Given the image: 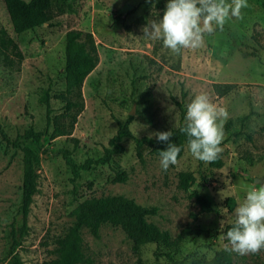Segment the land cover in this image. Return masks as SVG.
<instances>
[{"label":"rangeland","instance_id":"obj_1","mask_svg":"<svg viewBox=\"0 0 264 264\" xmlns=\"http://www.w3.org/2000/svg\"><path fill=\"white\" fill-rule=\"evenodd\" d=\"M166 2L53 0L51 22L17 34L0 0V264H12V229L18 233L16 251L23 263L47 264L56 257L58 239L74 224L79 203L110 196L156 207L157 215L147 221L167 231L174 245L148 244L136 252L120 227L104 225L99 239L84 229V252L94 264H204L225 249L224 234L235 219L227 200L235 199L237 206L249 186H264L254 182L264 179V0H247L239 18L231 17L222 29L204 35L201 47L184 48L179 54L164 48L160 40L143 37V27L162 16ZM71 30L93 34L100 60L84 82V106L71 135L46 136L40 146L19 139L38 156L37 193L25 219L23 153L1 132L13 142L28 129L42 131L46 107L39 98L46 89L53 115L64 112L60 95L65 90V39ZM4 36L18 44L21 58L2 45ZM240 46L255 49L258 56L244 58ZM216 83L232 88L218 95ZM200 93L228 113L217 158L220 168L216 160L193 157L186 145L184 155L164 171L158 156L146 152L143 161L138 159L134 141L127 139L124 153L110 166H94L72 183L61 150H70L77 164L100 158L117 134L118 122L132 111L133 135L156 138V132L179 125V105L186 110ZM113 168L127 173L125 183L114 181ZM180 172L196 178L189 191L179 187ZM193 192L204 196L214 212L200 213ZM231 259L232 264H264V248L246 254L232 251Z\"/></svg>","mask_w":264,"mask_h":264},{"label":"trees","instance_id":"obj_2","mask_svg":"<svg viewBox=\"0 0 264 264\" xmlns=\"http://www.w3.org/2000/svg\"><path fill=\"white\" fill-rule=\"evenodd\" d=\"M4 3L13 29L17 34L33 31L51 22L54 18L53 0H4ZM218 30L216 29L212 34L205 35H213ZM2 45L10 47L17 57H22L18 44L12 38L4 36ZM238 52L244 58H256L258 56L255 49L249 50L248 47L245 49L240 46ZM99 60L98 47L92 33L78 30L69 31L65 39V90L60 95L65 103L64 112L53 115L50 90L46 89L39 98V103L46 107V127L42 131H36L33 128L28 129L23 134L18 135L13 142L9 140L6 134L1 132L4 140L15 148H19L23 153L22 213L25 219L30 213L34 195L37 193L38 156L31 147L21 145L19 139L40 146L42 139L46 136L57 138L71 135V129L77 122V114L83 110L84 106L82 93L84 82L96 69ZM213 88L218 95H224L232 88V84L216 83ZM179 108L181 122L178 126L170 129L173 132L171 140L180 145L182 149L177 161L184 155L187 145V137L180 132V128L184 126L186 110L181 105H179ZM73 112H76V114L73 115ZM247 118L245 116L242 120L245 121ZM132 121L133 116L129 115L124 122H118L117 134L109 141L108 146L104 148L103 155L98 159H88L83 164H77L70 150L63 149L60 151L66 165L72 172V183H75L81 177L82 172L88 171L94 166H110L115 156L124 153L123 143L127 139L134 141L136 155L141 161H143L146 152L159 157V151L166 147L165 143L152 137H135L130 128ZM215 164L217 168L222 166V162L218 159H216ZM113 170L116 175L115 182L125 183L127 181L128 175L124 170L120 168H113ZM178 178L179 187L185 191H189L196 182V178L191 172H180ZM191 197L195 199L196 204L200 207V213L209 214L214 212L210 203L198 192H193ZM227 206L230 211H233L236 206L235 199L229 198ZM157 213L158 209L156 207H143L134 200L123 196L86 199L77 206L74 224L58 239L56 257L47 264H94L85 255L83 231L87 229L95 239H99L101 229L106 224L120 227L133 242L136 252H139L141 248L148 244L170 248L174 245L170 234L147 221L149 216L157 215ZM196 218L197 216L194 215V219ZM232 225L226 228V232ZM11 235L12 243L8 253L11 262L12 264H24L16 251L20 246L17 230L12 229ZM231 258L232 251L222 249L216 251L213 259L204 264H232Z\"/></svg>","mask_w":264,"mask_h":264},{"label":"clouds","instance_id":"obj_3","mask_svg":"<svg viewBox=\"0 0 264 264\" xmlns=\"http://www.w3.org/2000/svg\"><path fill=\"white\" fill-rule=\"evenodd\" d=\"M247 0H167L162 16L149 20L142 31L149 40H160L164 48L179 54L184 48L203 45L204 35L222 29L226 20L239 18ZM228 113L200 93L187 104L184 126L187 148L198 160L215 161L222 151L223 123ZM156 139L166 147L159 151V163L167 171L177 162L181 146L171 140L172 130L156 132ZM232 227L224 234L225 249L240 254L264 248V186L248 187L246 196L235 207Z\"/></svg>","mask_w":264,"mask_h":264},{"label":"water","instance_id":"obj_4","mask_svg":"<svg viewBox=\"0 0 264 264\" xmlns=\"http://www.w3.org/2000/svg\"><path fill=\"white\" fill-rule=\"evenodd\" d=\"M131 114L133 115L134 114V111L131 112ZM255 183H259V184H264V179H255L254 181Z\"/></svg>","mask_w":264,"mask_h":264}]
</instances>
